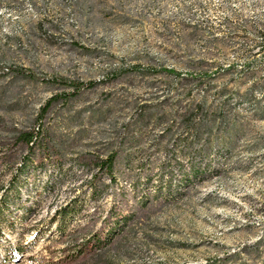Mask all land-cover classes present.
<instances>
[{
    "label": "rangeland",
    "instance_id": "obj_1",
    "mask_svg": "<svg viewBox=\"0 0 264 264\" xmlns=\"http://www.w3.org/2000/svg\"><path fill=\"white\" fill-rule=\"evenodd\" d=\"M132 64L181 75L106 78ZM59 77L96 82L37 120L50 95L71 90L50 81ZM37 124L55 137L62 168L16 174L0 161V187L11 188L0 264H264V0H0V160L16 130ZM114 147L115 180L103 175L94 201L75 157ZM131 176L140 192L162 194L106 246L67 256L98 228L112 192L130 197ZM71 199L84 206L60 225L55 210Z\"/></svg>",
    "mask_w": 264,
    "mask_h": 264
},
{
    "label": "trees",
    "instance_id": "obj_2",
    "mask_svg": "<svg viewBox=\"0 0 264 264\" xmlns=\"http://www.w3.org/2000/svg\"><path fill=\"white\" fill-rule=\"evenodd\" d=\"M8 70V69H7ZM14 72L18 75H25L31 80H48L47 78L38 77L34 75L30 70L22 67H14ZM126 70L135 71H164L171 73L174 76H180L181 73L170 67H159V68H149L140 66L137 64L129 65L128 67H120L117 70L106 75L107 79H113L117 77L120 73ZM3 72V71H2ZM192 76L190 74H185ZM198 76L207 77L209 74L207 72H201ZM50 81H54L66 86L71 87V90L63 93H54L50 95L44 103L39 107L37 113V120L43 116V114L51 107V105L57 101H66L71 96H73L80 88H88L95 84L94 80H76L68 79L65 77L51 78ZM146 109L140 108V114L134 119L139 121L140 118L145 116ZM144 115V116H143ZM189 119V118H188ZM188 128H192L194 133H199V127L193 123L190 125V121H185ZM128 125L124 126L122 129H127ZM124 132V131H123ZM8 150L1 156V162L4 165H15V173L19 174L25 170L29 165L34 166H45L46 163H51L53 167L57 169L62 168L61 163V153L59 147L57 146L55 137L49 133L46 127L42 124L32 125L25 129H18L12 136L10 143L8 144ZM19 153H18V152ZM119 160H122V154L118 147H114L109 150L106 154H92L90 152L79 153L75 157L76 165L85 168L90 171L89 179V195L92 200H97L102 195V179L104 175L109 179V182L115 180V169L116 164ZM17 163V164H15ZM198 165L194 163L189 164V171L191 174H196L199 171ZM146 181H149L148 177H145ZM131 184V194L130 197H126L123 190H118V192H112L113 199L108 207L106 213L100 220V224L96 230L89 233L88 237L83 238L80 242L76 243V249L73 253H69L67 256H81L85 253L94 251L95 249H100L106 246L110 241L119 235L123 229L128 225L132 216L136 214L138 209H142L148 203H150L151 198L157 199L160 193V188L156 193H151V191L145 189L144 191H139L137 185V178H130ZM8 187H0V212L6 206L4 197L6 196ZM170 190V186L167 185V189ZM140 192V193H139ZM131 199V201H130ZM154 199V200H155ZM78 203L75 199H71L67 204L60 206L55 210V218H58L59 224L63 225L66 223V219L69 216H74L80 209L84 206L82 204L77 206ZM73 245V244H72Z\"/></svg>",
    "mask_w": 264,
    "mask_h": 264
}]
</instances>
